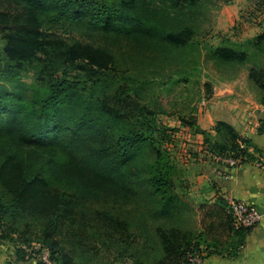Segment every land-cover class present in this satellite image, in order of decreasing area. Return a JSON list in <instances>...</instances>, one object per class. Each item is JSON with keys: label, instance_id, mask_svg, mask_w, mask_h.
<instances>
[{"label": "trees", "instance_id": "obj_1", "mask_svg": "<svg viewBox=\"0 0 264 264\" xmlns=\"http://www.w3.org/2000/svg\"><path fill=\"white\" fill-rule=\"evenodd\" d=\"M10 1L19 8L14 13H0L6 61L19 69L36 68L41 86L19 83L12 90L0 87V232L8 222L17 234L22 225L31 230L37 224L40 233L32 242L46 246L56 264H78L74 258L84 261L88 254L95 256L96 236L104 240L102 246H116L120 256L122 252L133 254L140 236L130 231L125 215H97V207L95 221L90 219L93 214L88 213V207L136 200L134 195L144 186L139 163L150 138L138 129L139 121H130L125 108L130 91L125 85L108 87V100L116 102L112 106L99 100L93 105L94 97L85 91L93 89L90 84L101 82L103 87L108 78H117L129 58L140 59L138 64L171 61L167 53L187 46L193 32L188 27L163 30L164 23L152 15L147 17L146 0H113L109 6L98 0ZM167 1L191 6L199 0ZM45 24L51 28L89 27L105 38L112 36L117 49L71 45L52 30H45ZM261 41L264 34L258 37ZM214 56L227 63L246 60L244 52L227 47L216 49ZM73 72L78 75L71 76ZM81 76L87 80L81 81ZM249 81L259 90L264 105V68H251ZM134 104L139 106L136 101ZM214 131L223 138L226 134L227 139L207 143V153L233 155L247 162L255 159L250 141L232 126L218 122ZM202 133L207 135L205 130ZM259 133L264 134V125ZM148 183L155 197L171 188L169 181L156 176ZM220 201L228 227L240 236L241 245L247 232L234 230L226 200ZM91 230L94 233L89 237ZM209 230L212 235L214 225ZM208 235L175 228L162 232V258L157 264H189L191 254L220 253L218 243L207 244ZM17 260L34 264L18 255Z\"/></svg>", "mask_w": 264, "mask_h": 264}, {"label": "rangeland", "instance_id": "obj_2", "mask_svg": "<svg viewBox=\"0 0 264 264\" xmlns=\"http://www.w3.org/2000/svg\"><path fill=\"white\" fill-rule=\"evenodd\" d=\"M98 1L108 6L113 3V0ZM230 1L199 0L187 6L175 5L167 0H146L145 5L149 8L147 17L151 18L152 15L155 20L164 23L166 28L163 30L179 31L185 27L192 30L189 44L167 53L172 57L171 61L138 64L142 62L140 59L135 61L129 58L127 63L123 62L125 66L118 71L117 78H108V84L103 83V87L101 82L88 85L93 89L86 90L85 93L94 97L93 105L99 100L108 101L111 106L116 102L108 100V87L112 90L125 85L130 91L125 106L129 111L130 121H139L141 125L138 129L147 133L150 142L145 146L139 163L144 186L136 187L139 188V192L136 190L137 194L134 195L136 200L129 202L127 199L128 203L111 201L107 205L92 204L88 207V213L93 214L89 217L95 221H98L94 215L98 208L97 215L99 212L100 215H125L130 231L140 236L134 242L135 252L130 255L122 252L120 256L121 251L116 246H102L100 243L104 240L97 239L96 236L93 245L98 248V253L95 256L88 254L84 261L74 258L78 264H157L162 258L163 250L160 235L173 228L181 231L203 230L210 234L208 240L221 242L215 241L212 235L222 234L218 223H223L227 212L221 206V199L210 195L218 184L212 176L208 177L206 170L216 169V173L220 170L205 146L209 142L221 143L227 139V135L223 138V135L219 136L214 132L215 135L210 136L208 130L214 131L217 122L211 121V116L206 117V112L211 113L213 107L220 104L245 106L257 101L260 92L249 81L250 69L264 68V41L258 42V37L264 34V0H257L240 11L239 19L233 27H228L221 20ZM18 8L10 0H0V13H14ZM44 29L52 30L71 45L92 44L117 49L112 36L105 38L86 26L64 25L51 28L45 24ZM223 47L244 52L246 60L243 63L219 60L214 52ZM4 49L5 37L0 32V87L12 90L15 85L25 83L39 89L41 84L36 80L37 69L31 65L17 68L6 61ZM76 75V72L71 73L73 77ZM80 79L87 80L85 76ZM135 101L139 103L138 107L134 104ZM134 107L136 108L133 109ZM256 111L258 109L252 108L245 114L249 117L250 112L253 114ZM202 127L207 129L205 132L210 137L207 138L202 133ZM228 143L232 144L230 141ZM205 175L207 177L203 178ZM153 176L169 181L171 188L165 194L153 197L148 183ZM207 178L212 191L205 188L203 197L191 198V181ZM167 202L172 204L167 205ZM211 202L216 204L210 206L208 203ZM163 211L165 214L162 217L158 213ZM213 219L214 233L211 235L209 227ZM21 228L18 234L13 233L11 223L8 222L0 232V264H22L18 262L17 255L27 263L43 264L37 259L42 258L49 249L36 241L32 242L39 235L40 227L33 224L31 230L25 225ZM93 233L94 231H89V237ZM223 235L219 238L225 242ZM118 238L117 235L116 239ZM207 244L213 246L212 242L208 241ZM18 250H21L19 254L16 253ZM66 252H70L69 249ZM49 253L51 256L50 251Z\"/></svg>", "mask_w": 264, "mask_h": 264}, {"label": "crops", "instance_id": "obj_3", "mask_svg": "<svg viewBox=\"0 0 264 264\" xmlns=\"http://www.w3.org/2000/svg\"><path fill=\"white\" fill-rule=\"evenodd\" d=\"M256 1L231 0L225 7L223 19H221L222 22L228 27H233L239 19V12L243 11L247 6L254 4ZM259 107L264 108V105L258 99L245 106L243 104L236 106L220 104L213 107L211 113L206 112V117L211 116V121L217 123L224 122L232 126L242 138L249 140L251 143L250 151L255 157L252 162L248 161L235 169L229 181H225L221 177L220 172L216 173V169L213 171L207 169L208 177L212 176L213 180L218 184L216 189L212 185V188L215 190L210 195L212 197L217 196L223 200L226 198L246 200L261 210L263 219L256 228L244 233L241 245H239L240 236H235L230 231L227 219L223 220V225H221L222 223H218L221 226L222 234H224L223 239L225 242H222V239L219 238L222 236L221 233L218 235L213 232L214 234L212 236L214 240L221 241L218 243L220 253H212L210 256H206L203 264H264V134L259 133L260 127L264 125V112L260 113L256 111L252 114V118L245 114L247 110L252 108L257 110ZM202 128L207 131L205 127ZM208 132L211 136L215 135V131L208 130ZM257 164L261 168L257 167ZM206 177L207 175L203 176V178ZM209 182V178L191 181V198L200 199L203 197L206 192L204 190L205 188L209 189V192L212 191ZM208 204L211 206V204L215 205L216 203L211 202ZM210 225H214V219ZM191 231L203 232V230L195 231L194 229H191ZM208 241L216 244L214 241ZM233 247L236 248L235 252L233 251ZM225 249L230 251L226 252Z\"/></svg>", "mask_w": 264, "mask_h": 264}, {"label": "built area", "instance_id": "obj_4", "mask_svg": "<svg viewBox=\"0 0 264 264\" xmlns=\"http://www.w3.org/2000/svg\"><path fill=\"white\" fill-rule=\"evenodd\" d=\"M258 111L263 113L264 108L259 107ZM249 116H252V112L249 113ZM242 148H244L243 145ZM210 157L215 163L218 164L221 177L225 181L231 180L233 171L239 166L247 163L246 159L238 158L233 155L210 154ZM257 167H260V165L257 164ZM225 200L227 204V210L231 215L232 225L235 231L249 232L262 222L263 213L258 207L251 204L250 202L235 198H226ZM206 255V252L191 254L189 258V264H203L206 259ZM50 258L51 256L49 250H47L43 257L37 260L43 264H53Z\"/></svg>", "mask_w": 264, "mask_h": 264}]
</instances>
